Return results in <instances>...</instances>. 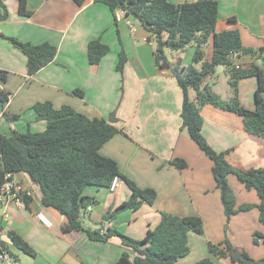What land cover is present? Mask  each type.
<instances>
[{"label": "crops", "instance_id": "1", "mask_svg": "<svg viewBox=\"0 0 264 264\" xmlns=\"http://www.w3.org/2000/svg\"><path fill=\"white\" fill-rule=\"evenodd\" d=\"M168 1L179 4L194 0ZM216 1L217 32L236 29L242 46L264 47V0ZM222 3H227L228 8L221 16L219 5ZM4 4L8 18L0 22L1 34L33 45L47 42L55 46L57 52L52 62L30 76L25 56L8 41L0 39V70L7 73L1 88L9 93L8 102L0 107V132L6 135L13 130L32 132L33 127L44 131L46 123L37 120L32 109L38 102L49 101L56 109L67 105L88 118L108 120L114 113L117 122L113 125L121 132L100 148V155L115 161L119 172L138 188H150L156 193L152 205L143 203L136 211L126 210L106 220L105 213L126 201L130 190L121 180L114 190L88 186L82 195L94 199L95 204L80 214L84 227L99 230L100 234L116 229L139 240L157 226L161 212L179 217L198 216L203 223V233H188L189 253L173 264H194L208 258V243L216 244L225 239L234 249L246 251L252 259H264V225L258 221L257 208L238 212L226 220L211 172L212 161L181 129L182 90L169 69L155 66L152 43L146 40L148 34L137 20L119 11L113 15L106 5L93 0L81 6L72 0H27V8L32 11L28 18L17 14L16 0H5ZM230 17L235 21L229 22ZM165 38L164 33L162 39ZM93 40L109 48L95 65L90 64L87 57V45ZM204 47V60L208 61L212 54L211 38ZM121 51L126 62L119 73L116 65ZM175 52L172 61H168L172 64L179 61L181 67L186 68L182 54L187 52L192 58L194 46ZM251 61L249 58L246 64ZM194 68L199 70L200 64H195ZM210 78L206 80L208 87ZM253 79L240 80L239 90L255 92L257 82ZM209 88L221 99L214 87ZM75 90L82 94H75ZM230 95L224 94L223 99ZM188 98L195 100L194 90L188 89ZM240 100L243 102L242 96ZM246 107L254 109L250 105ZM3 112L18 115V119L9 122ZM201 115L202 135L214 151L229 150L228 161L242 170L264 166L263 138L243 133L237 117L210 106H205ZM174 158L183 159L186 167L176 169L170 165ZM12 179L32 196L29 209L18 206L11 198H0V240L8 244L3 252L17 264H117L122 252H127L130 259L136 255L131 248L123 246L117 236L99 242L90 241L84 233H64L61 218L41 205L39 187L23 173L13 175ZM227 182L235 197V208L259 203L256 191L246 189L235 176L228 175ZM38 212L50 219L52 227L45 228L36 220ZM256 232L261 234L257 243L253 241ZM11 234L20 236L31 246L35 257L11 245L6 239L11 238ZM214 261L240 264L228 258Z\"/></svg>", "mask_w": 264, "mask_h": 264}, {"label": "trees", "instance_id": "2", "mask_svg": "<svg viewBox=\"0 0 264 264\" xmlns=\"http://www.w3.org/2000/svg\"><path fill=\"white\" fill-rule=\"evenodd\" d=\"M0 0V22L8 18V10ZM17 14L28 18L32 11L27 8V0H16ZM81 6L87 0H72ZM108 7L110 12L121 10L125 16L137 20L149 33L147 41L155 40L153 52L154 64L158 69H169L182 90L183 99L180 117L181 129L185 130L190 139L212 161V176L215 187L220 193L226 220L238 212L252 208L258 210V221L264 225V166L242 170L231 164L227 155L229 150L214 151L202 135L203 117L201 110L205 106L219 110L240 120L241 131L245 134L264 139V47L249 48L242 46L238 30L217 32L215 25L218 14L216 0H194L173 4L168 0H93ZM234 22L235 18H228ZM166 38L162 39V34ZM211 38L212 54L210 60H204V45ZM0 39L8 41L26 58L27 74L32 76L41 68L53 61L57 49L44 42L33 45L20 42L16 38L6 37L0 33ZM194 46L192 63L200 64L199 70L193 66L183 68L178 61L170 63L164 49L172 51L184 50ZM109 51L107 45L98 40L87 45L88 62L98 64ZM248 56L252 61L246 65L236 64L235 58ZM256 61L261 62L258 65ZM126 57L119 53L116 70L122 72ZM217 66L225 67L228 84L234 94L226 100L220 99L206 85ZM255 78L257 88L254 92V109L245 108L239 101L237 87L240 80ZM7 73L0 70V107L8 102L9 93L1 88L6 81ZM188 89L195 91V100L188 98ZM75 94L81 95L79 90ZM37 120H43L46 128L43 132L10 131L0 132V192L3 184L15 174H26L29 180L37 185L41 194L43 208L61 218V229L64 233H84L90 241L106 242L110 237L117 236L121 244L131 248L136 255L130 259L127 252H122L117 264H173L189 253L187 244L188 233H203V223L198 216L179 217L161 212L160 222L152 230H148L142 239H133L116 229H108L105 234L99 230L84 227L80 214L86 207L94 205L95 200L84 197L82 192L88 186L110 188L117 178L126 184L131 194L119 206L109 209L104 219L112 220L120 212L136 211L143 203L152 205L156 193L150 188H138L134 182L122 175L112 159L100 155V148L114 135L120 133L113 124L117 122L115 114L108 120L88 118L67 105L56 109L49 101L38 102L32 106ZM9 122L18 119V115L3 112ZM176 169H183V159L174 158L169 162ZM233 175L246 189H254L259 198L257 205H241L235 208V197L230 189L227 176ZM25 208H30L32 196L27 191L17 193ZM253 241L261 234L254 233ZM13 245L29 257L36 253L20 236L11 234ZM8 244L0 240V252L7 249ZM210 257L201 259L194 264H216L214 259L228 258L240 264H264V259L254 260L244 250H236L225 239L213 244L208 243Z\"/></svg>", "mask_w": 264, "mask_h": 264}, {"label": "rangeland", "instance_id": "3", "mask_svg": "<svg viewBox=\"0 0 264 264\" xmlns=\"http://www.w3.org/2000/svg\"><path fill=\"white\" fill-rule=\"evenodd\" d=\"M226 4L227 3H224V4L222 3V5H219V10H220L219 13H220L221 16L226 13V8H228V6H226ZM136 25H139V24H136ZM147 34L149 35L148 32H147ZM148 35H147V37H148ZM148 42L152 43L153 49L155 50V48H156L155 40L151 39V41H148ZM154 50H153V52H154ZM205 50L206 49L204 47V51ZM175 53H176L175 51H172L170 49H167V48L164 49V55H165L167 60L172 61L173 57H175ZM182 55H183L182 58L184 59V62H183L184 67L188 68L189 66H193V67L195 66V64L192 63V58L190 57V55L188 56L187 52H184ZM234 62L236 64L246 65V63L249 62V57L242 56V57H240L238 59L235 58ZM144 64H145V61H144ZM257 64L261 65V62H257ZM146 68H148V65H146ZM248 79H253V78H248ZM253 81L255 82V79H253ZM209 87H211V88L214 87L218 91V93L221 95V99L224 98L223 96L226 93L227 94H234L233 89L228 84V75L226 74L225 67H223V66H217L215 68L214 73L212 74L211 78L209 79ZM239 87H237V94H238V98H239L240 102H241L240 96H242V98H243V102H241V104L245 108H247L246 106H249V105L251 107L252 106L254 107V90L253 91L251 90V92L248 91V89H246V90L240 89L239 90ZM261 96H262V98L264 100V92L261 93ZM223 100H225V99H223ZM249 110H251V109H249ZM32 132L36 133V132H43V131H36L35 128L33 127ZM216 244H218V243H216Z\"/></svg>", "mask_w": 264, "mask_h": 264}, {"label": "built area", "instance_id": "4", "mask_svg": "<svg viewBox=\"0 0 264 264\" xmlns=\"http://www.w3.org/2000/svg\"><path fill=\"white\" fill-rule=\"evenodd\" d=\"M118 11L120 13H123L121 10H118ZM117 181H118V179L115 178L112 181V184H111L109 189L114 190V187H115ZM21 190H25V189L21 188L20 184H18L11 177V180H8L5 184H3L2 188H1V192H0V198H4V199L11 198V199H13L15 201V203L18 206H24L23 202L21 201V199L17 198V193L19 191H21ZM25 191H27V190H25ZM27 195H30L29 191H27ZM3 216H6L5 213L3 214ZM35 218L45 228L52 227V222L42 212L36 213L35 214ZM0 261H2L3 264H17L14 261V259L8 253H4V252H0Z\"/></svg>", "mask_w": 264, "mask_h": 264}, {"label": "water", "instance_id": "5", "mask_svg": "<svg viewBox=\"0 0 264 264\" xmlns=\"http://www.w3.org/2000/svg\"><path fill=\"white\" fill-rule=\"evenodd\" d=\"M6 239H8L11 245H13L12 239L9 236H7Z\"/></svg>", "mask_w": 264, "mask_h": 264}]
</instances>
